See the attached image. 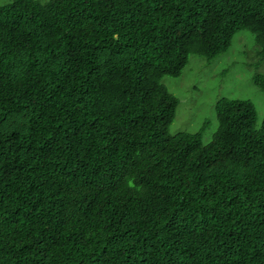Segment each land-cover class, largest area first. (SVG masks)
<instances>
[{"label": "trees", "instance_id": "obj_1", "mask_svg": "<svg viewBox=\"0 0 264 264\" xmlns=\"http://www.w3.org/2000/svg\"><path fill=\"white\" fill-rule=\"evenodd\" d=\"M240 30L264 59V0L0 5V264H264V120L172 135L161 82Z\"/></svg>", "mask_w": 264, "mask_h": 264}, {"label": "rangeland", "instance_id": "obj_2", "mask_svg": "<svg viewBox=\"0 0 264 264\" xmlns=\"http://www.w3.org/2000/svg\"><path fill=\"white\" fill-rule=\"evenodd\" d=\"M12 1L0 0V5ZM257 49L254 34L240 30L234 34L226 52L210 61L190 54L179 76H163L162 84L178 99L170 134L195 133L203 128L202 142L209 144L218 127L216 105L222 98L251 100L260 127L264 120V90L254 83L253 76L264 75V59Z\"/></svg>", "mask_w": 264, "mask_h": 264}]
</instances>
